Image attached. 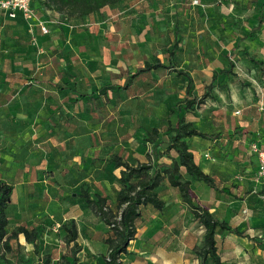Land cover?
Wrapping results in <instances>:
<instances>
[{
  "label": "rangeland",
  "instance_id": "374dc122",
  "mask_svg": "<svg viewBox=\"0 0 264 264\" xmlns=\"http://www.w3.org/2000/svg\"><path fill=\"white\" fill-rule=\"evenodd\" d=\"M247 1L176 0L175 3L171 1L169 7L162 3L155 17L158 24L154 26V32L149 31L146 36L149 35L152 42L157 41L155 48L163 42L165 51L159 49L148 56L150 60L160 57L162 63L168 64V54L172 50L173 67L162 69L153 77H141L136 83L135 94L115 96V107L106 109L108 103L102 101L100 157L90 163L84 175L64 178L46 174L43 185L35 182L30 192L20 187L12 192L7 210L8 232L25 220L40 221L33 228V254L21 264H73L72 251L75 248L65 243L66 229L71 227V223L77 227L78 247L85 248V254H79L75 264L80 260L83 261L79 264H87L95 256L97 264L105 263L115 234L112 226L102 222L95 208L86 204L83 195L87 193L93 202L105 199V207L111 211L112 221H115L119 213L116 195L121 170L115 169L109 158L117 155L130 165L149 163L154 166L157 151L161 155L159 163L164 160L171 162L175 155L166 150L167 117L171 108L186 97V74L193 78L194 98L207 97L200 106L181 111L179 117L193 123L199 131L223 132L225 137L232 133L239 128L240 121V116L233 114L235 107H257L264 114V76L248 62L242 49L231 53L234 42L245 32L238 28V31L221 29L220 18L210 20L205 16L210 9L216 16L220 7L246 15L252 3ZM207 5L208 10H205ZM175 8L179 10L175 11ZM116 26L123 30L122 25ZM245 44L249 42L242 43L241 48ZM248 50L254 59L264 60L256 48ZM134 51L140 52L132 45L119 54L127 71L132 73L142 66L145 59L144 55ZM227 60L232 62L230 72L213 79L214 72L228 69ZM170 121L174 122V118ZM152 129H157L158 134L148 141ZM244 129L247 133L240 137L221 138L218 143L223 148L198 138L187 140L200 167L206 171L212 169L219 178V186L227 183L231 189L235 188L234 193L238 197L220 198L219 194L206 187L192 186L197 203L213 207L211 212L216 218L227 221L251 238L227 233L217 235V253L223 264H264V238L257 237L259 227L264 229V188L257 177L258 164L249 155L252 142L264 149V136L261 134L264 129L259 133L254 127ZM68 181L71 185L64 188L62 183ZM51 184L55 185L52 191L47 189ZM155 192L165 207L160 211L150 205L139 208V218L135 223L137 233L129 243L128 253L120 257L121 263L200 264L203 228L185 208L176 189L162 183ZM9 244L12 251L6 254L7 261L2 264H17L18 258L26 260L27 252L18 247L16 240H10ZM52 258L59 260L52 263ZM206 264H212L211 260L207 259Z\"/></svg>",
  "mask_w": 264,
  "mask_h": 264
},
{
  "label": "crops",
  "instance_id": "0c3cea01",
  "mask_svg": "<svg viewBox=\"0 0 264 264\" xmlns=\"http://www.w3.org/2000/svg\"><path fill=\"white\" fill-rule=\"evenodd\" d=\"M171 1L175 3L176 0H125L83 18H66L36 1L35 18L31 22L19 15L11 19L0 11V180L12 185L13 191L20 187L30 192L35 182L43 185L46 174L64 178L85 174L90 163L100 157L102 101H107L106 109L115 107V96L135 94L136 83L141 77H153L162 70L143 73L132 80L128 90H119L126 77L133 74L127 71L119 54L126 47H138L140 52H134L144 55L145 59L135 73L145 62H153L154 58L150 57V60L148 56L150 52L165 51L163 42L155 48L157 41L152 42L146 35L155 30L154 26L158 24L155 17L162 3L169 7ZM251 1L246 15L220 7L214 16L207 5L205 16L210 20L220 18L221 29L245 32L234 42L232 54L242 49L244 54L252 57L248 49L253 47L264 56V0ZM170 8L174 10L173 6ZM39 24L48 28L47 35L40 32ZM116 25H122L124 31L118 30ZM256 28L259 29L256 34L246 37ZM246 41L249 44L241 48ZM155 58L161 61L160 57ZM254 60L264 65L263 59ZM259 111L257 107H235L233 114L240 116L239 128L229 135L240 137L247 133L244 129L247 127H254L259 133L264 129V114ZM261 134L264 136V132ZM249 155L257 162L254 155ZM196 156L194 154V158ZM203 172L214 178L219 188H228L235 198L207 190L219 194L220 198L238 199L235 188L231 189L227 183L219 186V178L212 169ZM259 184L264 188V181ZM70 185L69 181L62 183L64 188ZM47 189L52 191L55 185L51 184ZM207 208L209 212L213 211V207ZM36 222L40 221L25 220L15 228L23 226L29 232L34 231ZM262 227L258 229L259 239L264 238ZM243 235L241 238L251 239ZM16 243L27 252L26 260L18 258L20 263L27 262L33 254L34 244L27 243L23 235ZM76 244L79 245L78 237ZM72 248H75L73 244ZM79 254H85L84 247L73 249L72 261L75 257L77 262ZM95 257L87 264H97ZM58 260L52 258V263Z\"/></svg>",
  "mask_w": 264,
  "mask_h": 264
},
{
  "label": "trees",
  "instance_id": "16d2710c",
  "mask_svg": "<svg viewBox=\"0 0 264 264\" xmlns=\"http://www.w3.org/2000/svg\"><path fill=\"white\" fill-rule=\"evenodd\" d=\"M36 1L66 18H83L125 0H32V8H34ZM258 30V28L253 29L246 37L251 38ZM168 55V64L162 63L157 58H154L152 63L145 62L142 68L127 76L124 84L118 89L122 91L128 90L132 80L143 73L173 67L172 58L174 57V51L171 50ZM245 55L248 62L264 75V65L254 60L247 53ZM228 62V69L214 72L213 79L218 75H225L230 72L232 62L229 60ZM185 77L187 81L185 88L186 97L182 102L175 104L171 108L167 117L166 150L173 152L175 155L171 162L159 163L161 155L157 151L154 166L149 163L130 165L117 155H112L109 158L114 168L121 170L117 179L119 191L116 195L119 213L118 219L115 221H112L111 211L105 207V199L93 202L87 193L83 195L86 204L95 208V212L100 216L102 222L108 227L112 226L115 234L114 239L110 241L109 252L104 259V264H122L120 257L127 254L129 243L134 240L137 233L135 223L139 218V208L141 206L150 205L158 211L165 207L164 201L155 192L162 183H166L169 187L178 191L183 205L204 230L203 246L199 251L200 264H206L207 259H210L212 264H223L217 253V235L227 233L237 237H244L240 230L230 226L225 220L216 218L215 214L209 212L207 207L199 205L197 196L191 189L192 186H202L235 198L228 188H219L215 179L203 172L187 142L188 139L198 138L219 145L218 141L224 138L225 135L223 132L216 134L199 131L193 123L185 122L179 117L181 111L200 106L203 103V99L207 97L204 95L200 99H195L193 96V81L189 75L186 74ZM170 118H174V122H171ZM157 134V129H152L148 141H152V136H157ZM227 136L230 135L228 134ZM12 192L13 186L0 180V264L7 261L6 254L12 251L9 244L10 240H17L20 235H23L27 243L35 241V232H29L23 226H19L11 232L7 230L9 224L7 210L11 203ZM77 237V228L74 223H71V227L66 229L65 243L67 245L73 244V247L78 248L76 244ZM19 260L17 264H21ZM73 261H76L75 257H73Z\"/></svg>",
  "mask_w": 264,
  "mask_h": 264
},
{
  "label": "built area",
  "instance_id": "2783aa9c",
  "mask_svg": "<svg viewBox=\"0 0 264 264\" xmlns=\"http://www.w3.org/2000/svg\"><path fill=\"white\" fill-rule=\"evenodd\" d=\"M0 11L11 19H15L19 15L26 22H31L35 18L32 0H0ZM39 29L43 35L49 33L48 28L44 25L39 24ZM249 151L257 159V177L264 181V149L254 142L250 145Z\"/></svg>",
  "mask_w": 264,
  "mask_h": 264
}]
</instances>
